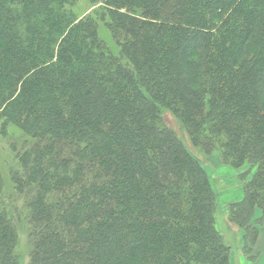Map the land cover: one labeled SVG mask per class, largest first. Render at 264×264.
<instances>
[{
    "label": "trees",
    "instance_id": "obj_1",
    "mask_svg": "<svg viewBox=\"0 0 264 264\" xmlns=\"http://www.w3.org/2000/svg\"><path fill=\"white\" fill-rule=\"evenodd\" d=\"M78 2L0 0V264H21L23 230L30 264H232L210 175L165 114L204 156L255 169L228 223L252 251L264 0Z\"/></svg>",
    "mask_w": 264,
    "mask_h": 264
},
{
    "label": "rangeland",
    "instance_id": "obj_2",
    "mask_svg": "<svg viewBox=\"0 0 264 264\" xmlns=\"http://www.w3.org/2000/svg\"><path fill=\"white\" fill-rule=\"evenodd\" d=\"M91 0H79L75 7L78 13L90 12L94 7H91ZM101 34L108 38L105 30L101 27ZM167 123L172 126L181 136L188 149L202 161L205 169L208 171L212 184L217 191V226L224 235V238L231 244L233 248V263L232 264H264V226L260 228V234L257 244L252 251L244 249L243 234L240 229L232 224L230 226V208L232 203L239 201L243 197L244 181L240 179V175L250 171L253 174L255 169H250V165H245L242 169L233 168L223 163L222 160L215 154L211 157L204 156L191 143L187 133L177 121L168 112L165 114ZM10 132L18 134L19 130L15 127H10ZM10 152L4 145L3 135L0 133V172L3 176L4 186L7 193H11V180L8 174ZM259 215V213H258ZM229 223V224H228ZM18 252L20 255L21 264H30L29 244L26 231H22L18 240Z\"/></svg>",
    "mask_w": 264,
    "mask_h": 264
}]
</instances>
